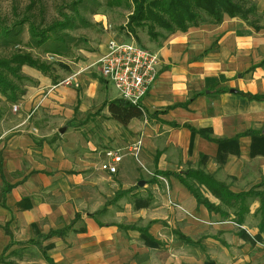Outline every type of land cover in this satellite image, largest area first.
Wrapping results in <instances>:
<instances>
[{
    "label": "crops",
    "instance_id": "obj_1",
    "mask_svg": "<svg viewBox=\"0 0 264 264\" xmlns=\"http://www.w3.org/2000/svg\"><path fill=\"white\" fill-rule=\"evenodd\" d=\"M255 20L259 29L238 17L225 16L219 23L191 26L159 44L152 43L161 60L141 103L147 116L131 119L126 127L139 133L132 142L141 139V158L152 163L156 172H177L184 177L188 170H201L224 182L232 192L246 191L264 179V97L245 95H264V65L250 69L264 58V18ZM97 70L109 90L111 83L101 76L99 66ZM85 76L81 69L65 76L72 77L67 85L80 87L78 94L58 84L52 86V92L70 93L83 110L96 96V81L85 82ZM110 86L113 91H108L102 103L118 97ZM30 116H0V264L10 260L14 264H50L46 256L56 264H205L200 260V246L214 260L207 264H264V250L245 237L263 227L259 239L264 243V214L257 210L258 198L250 200L238 223L234 209L221 204L203 185L199 186L201 195L220 203L224 214L198 203L178 176L159 173L164 179L153 178L147 184L153 194H146L147 206L137 213L139 222L135 219L132 223L137 227H126L129 223L120 219L102 220L104 216L99 212L96 216L97 210L77 209L76 204L85 201H80V193L73 187L79 183L93 186L92 172L98 162L91 160L87 151L75 162L56 160L59 147L50 140L51 133L30 131L36 130ZM182 124L205 130L213 138H236L237 146L232 150L231 143L220 150L215 141L191 133ZM33 136L45 140L35 145ZM116 173L121 180L120 165ZM6 184L10 188L2 194ZM78 216L84 226L75 229L77 236L70 243L62 241V254H42V245L57 242V248L60 239L71 236V225L66 224L72 221L67 219ZM59 217L63 218L60 225L56 224ZM145 227L160 242L159 247L140 240V228ZM59 229L61 234L44 238Z\"/></svg>",
    "mask_w": 264,
    "mask_h": 264
},
{
    "label": "rangeland",
    "instance_id": "obj_2",
    "mask_svg": "<svg viewBox=\"0 0 264 264\" xmlns=\"http://www.w3.org/2000/svg\"><path fill=\"white\" fill-rule=\"evenodd\" d=\"M249 1L256 6V12L250 17L257 20L264 18V0ZM131 4V0H118V2L114 0H0V32L8 27L12 33V36L7 39L0 34V59H8L15 52H27L32 57L48 64L49 67L47 72H43L34 67L22 65L17 70V74H13L7 71L1 62L0 77H4L14 86L15 99L11 100L7 97L6 93L10 90L3 92L0 88V116L14 115L16 117L30 113V118L35 119L33 124L36 127V130L31 128L30 131L39 135L46 132L51 133L49 134L50 140L56 142L59 147L56 151V160L61 163L78 161V156L87 151L90 159L98 162V168H94L92 172L93 186H83V183H79L78 186L73 187V190L79 191L80 201L82 199L85 201L84 204L77 203V209L97 210L96 216L101 213L100 216H104L101 217L102 220L120 219L122 222L129 223L125 225L126 227H137L132 223L142 207L147 206L146 194L152 193L149 192L147 184L151 183L153 178L164 179V177L155 171L152 163L143 161L141 154L139 160L145 169L131 154H124L119 163L123 177L121 180L117 178V173L108 175L102 168L104 158L102 153L105 150L120 148L122 152H126L127 145L133 141L134 136L138 137L139 133L129 132L126 125H121L107 116L108 112L106 108H103L101 99L112 90V87L111 84L108 85L109 90H107L106 83L98 76L97 62L91 64L104 54L105 47H108L111 41H133L141 47L156 51L155 44L152 45L156 41L150 38L145 28L138 27L137 32L134 33L124 27L131 12ZM65 17L69 19L66 26H56L48 31L50 38L54 36V33L63 38L62 43L57 42L61 50L60 54L52 51L51 45L54 42L51 44L50 38L47 43L36 44L34 42L29 21H33L35 30L38 31L65 20ZM79 69L86 75L85 82H89L91 78L96 81L95 99L91 106L83 110H79V102L70 93L61 92L55 95L52 92V86L58 84L73 88L78 94L80 87L69 86L64 80L71 70ZM14 105L17 106V111L13 110ZM33 137L35 145L45 140L42 136ZM86 142L88 146L85 145ZM140 180L143 184L138 186L137 183ZM255 189L260 191L264 197V183ZM261 209L264 210V205ZM194 219L202 221L197 217ZM61 220L63 218H57L56 224L60 225ZM67 220L72 221L66 225L70 224L69 229L74 232L71 231V236L68 238L60 239L57 248V242L42 245V254H62L65 245L63 242L70 243L71 239L77 236L75 229L84 226L82 217ZM145 228L148 229V227ZM255 235L252 236L254 239L249 241L258 243L264 250V243L260 242L259 238H255ZM139 237L149 247L160 246V242L153 236L155 242L152 244L145 241L141 232ZM191 246L193 245L188 243V247ZM200 247V254L203 253L200 260L206 261L205 264L208 261H214L205 254L203 246ZM16 249L19 251L23 248ZM40 252L38 250L39 255ZM59 258L62 261V257L59 256ZM231 259L235 260L233 256ZM8 263L14 264L11 260Z\"/></svg>",
    "mask_w": 264,
    "mask_h": 264
},
{
    "label": "trees",
    "instance_id": "obj_3",
    "mask_svg": "<svg viewBox=\"0 0 264 264\" xmlns=\"http://www.w3.org/2000/svg\"><path fill=\"white\" fill-rule=\"evenodd\" d=\"M114 1L118 2V0ZM131 3V12L128 15V19L124 27L127 28L129 32L134 33L137 32L136 29L138 27L145 28L150 38L158 43L161 40H164L168 35L175 32H184L191 26H197L202 23H219L225 16L238 17L256 29L261 27V25L256 23L255 18L250 17L256 12V6L249 0H131ZM26 20H28V18H26ZM68 20L69 19L66 18L65 20L53 23L45 29L38 31L35 30L33 21H29L30 27H32L31 35L35 40L34 42L36 44L47 43L51 36L48 34V31L54 29L56 26H66L69 23ZM0 34L6 39L12 36L11 30H9L8 27L3 28ZM50 39L51 44L54 42V44L51 45L52 51L60 54L61 50L58 48L57 42L62 43L63 38L60 35H57V33H54V36ZM11 55L12 56L8 59H0V63L2 62L4 64L2 65L5 66L4 68L10 73L17 74V70L20 69L22 65H28L43 72H47L49 69L48 64L32 57L27 52H15ZM12 63L14 64L12 65ZM257 65H264V58L258 64L252 65L250 68L253 69ZM0 88L3 92L10 90L9 93H6L7 97L11 100L15 99V95L13 93L14 86H12L8 80L6 81L4 77H0ZM245 95L250 99H260L264 97L262 94L246 93ZM102 106L107 108L110 118L121 125H127L131 119L147 116V112L142 104L133 105L120 97L106 100L102 103ZM170 124L173 126H180V124L175 121H170ZM182 125L187 127L191 133H199L205 138L215 141L220 150L224 149L227 144L232 145L231 143H234V148L232 150H234L237 146L236 138H213L210 137L205 130H196L188 124ZM159 173L178 176L180 181L195 197L197 202L203 204L209 211H218L221 214H224L219 205L220 203L233 208L235 214L234 220L238 223L242 222V217L248 210L250 200L255 197L259 198L258 211L261 214H264V210L261 209L264 205V197L260 191L255 189L264 183V179L258 185H254L246 191L232 192L224 182L217 180L212 174L205 173L201 170L187 171L185 172L184 177L177 172L170 173L160 171L158 174ZM187 178H190L192 182H189ZM201 185H203L212 193V195L219 199L220 203L218 205L210 202L206 197L201 195L199 187ZM9 188L10 185L6 184L2 194L5 191H8ZM225 215L228 214L225 213ZM261 222H263V219ZM262 230L263 227H260L259 232L255 235V238H259V233ZM140 232L146 242L150 244L155 242L146 228H140ZM61 233L62 229L52 230L49 231L44 238L59 235ZM178 235L187 242L191 241L181 233ZM245 237L248 240L253 238L248 234H245ZM46 258L47 262L50 264H56L48 256H46Z\"/></svg>",
    "mask_w": 264,
    "mask_h": 264
},
{
    "label": "built area",
    "instance_id": "obj_4",
    "mask_svg": "<svg viewBox=\"0 0 264 264\" xmlns=\"http://www.w3.org/2000/svg\"><path fill=\"white\" fill-rule=\"evenodd\" d=\"M96 62L101 76L114 86L118 97L139 105L155 80L160 59L156 51L141 47L133 41H111L107 51ZM71 78H66L64 82L69 83ZM13 110H17L16 105ZM140 151V138L127 148V152L145 169L139 160ZM124 154L120 148L105 150L102 153V168L108 173H116Z\"/></svg>",
    "mask_w": 264,
    "mask_h": 264
},
{
    "label": "water",
    "instance_id": "obj_5",
    "mask_svg": "<svg viewBox=\"0 0 264 264\" xmlns=\"http://www.w3.org/2000/svg\"><path fill=\"white\" fill-rule=\"evenodd\" d=\"M143 184V181L142 180H140V181H138V185H142Z\"/></svg>",
    "mask_w": 264,
    "mask_h": 264
}]
</instances>
